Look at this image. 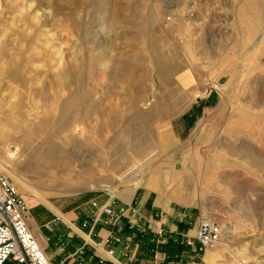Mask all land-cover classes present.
<instances>
[{"label": "rangeland", "instance_id": "1", "mask_svg": "<svg viewBox=\"0 0 264 264\" xmlns=\"http://www.w3.org/2000/svg\"><path fill=\"white\" fill-rule=\"evenodd\" d=\"M0 175L29 205L154 189L229 228L198 264H264L234 227L264 220V0H0Z\"/></svg>", "mask_w": 264, "mask_h": 264}, {"label": "crops", "instance_id": "2", "mask_svg": "<svg viewBox=\"0 0 264 264\" xmlns=\"http://www.w3.org/2000/svg\"><path fill=\"white\" fill-rule=\"evenodd\" d=\"M156 178L159 180V177ZM156 178L153 177L149 184ZM114 199L115 209L133 205L147 216L165 213L166 217L162 221L166 230L164 241L157 244L155 234L150 231L145 236H139L128 251L122 245H105L107 237L117 230L105 224V217L91 203L97 201L99 205H103L112 199L97 197L83 204L63 207L47 201L34 205L26 202L29 208V225L52 264H99L100 259H103V264L199 263L203 255L199 244L194 242V246H187L182 238V234L193 238L198 227L195 214L186 203L176 200L165 202L154 189L147 188H126L114 195ZM262 207L264 208V202L255 203L256 210ZM129 219V216L123 218L124 237L130 233ZM234 227L238 233H260L264 232V220L259 219L254 224L235 223ZM155 244L162 246L161 251L158 248L152 250ZM110 247L114 249L112 255L107 254ZM5 264L18 263L9 259Z\"/></svg>", "mask_w": 264, "mask_h": 264}, {"label": "built area", "instance_id": "3", "mask_svg": "<svg viewBox=\"0 0 264 264\" xmlns=\"http://www.w3.org/2000/svg\"><path fill=\"white\" fill-rule=\"evenodd\" d=\"M216 88V85L211 86L210 92ZM109 199L112 200L103 205H99L97 201L91 203L92 207L98 209L105 217V224L117 230L107 237L105 245H122L124 250L128 251L140 235H146L150 231L155 234L157 244L164 241L166 230L162 221L165 216L160 213L147 216L133 205L115 209L114 195ZM125 216L130 217V233L124 237L122 233ZM226 231L227 228L221 224L202 217L195 236L191 238L182 234V238L187 246L192 247L194 242H197L199 250L205 251L218 245ZM113 252L112 247L107 249L108 255H112ZM9 259L18 264H52L29 225V208L25 199L8 178L0 175V264H5ZM103 262V259H100L99 264Z\"/></svg>", "mask_w": 264, "mask_h": 264}, {"label": "bare ground", "instance_id": "4", "mask_svg": "<svg viewBox=\"0 0 264 264\" xmlns=\"http://www.w3.org/2000/svg\"><path fill=\"white\" fill-rule=\"evenodd\" d=\"M81 89V88H80ZM80 91V90H79ZM78 91V92H79ZM73 96V95H72ZM76 96H77V94H76ZM77 100V99H76ZM73 103V102H72ZM77 103V102H76ZM76 103H75V106H76ZM69 104V103H68ZM39 133V132H38ZM33 137H34V135H33ZM39 137V136H38ZM35 138H37V137H35ZM51 143H52V141H51ZM40 145V144H39ZM52 145V144H51ZM54 145V144H53ZM50 146V145H49ZM38 147V146H37ZM37 147H35L36 149H39V148H37ZM56 147V146H55ZM49 148V147H48ZM51 148V147H50ZM58 148V147H57ZM31 149H32V147H31ZM42 149V148H41ZM59 149V148H58ZM46 150H48L49 151V149H46ZM33 151V150H32ZM39 153V152H38ZM52 153V152H51ZM44 154H45V152H44ZM61 154V153H60ZM64 154V153H63ZM56 155H57V153H56ZM80 155V154H79ZM44 156V155H43ZM58 156V155H57ZM48 157V156H47ZM51 157H52V155H51ZM43 158V157H42ZM51 159V158H50ZM73 160V159H72ZM49 161V160H48ZM70 161H71V158H70V156H65V157H63V158H60V159H56V167L57 168H59V169H63V168H65L69 163H70ZM127 161V160H126ZM44 162H46V161H44ZM50 162V161H49ZM53 162V161H52ZM40 163H43L42 161L40 162ZM48 165V164H47ZM54 166V165H53ZM50 169H51V167H50ZM66 170V169H65ZM138 173V166L137 165H135V166H133V168L129 171V172H127L124 176H123V178H125V179H128V178H131V177H133L134 175H136ZM227 228V232L229 233V228L228 227H226Z\"/></svg>", "mask_w": 264, "mask_h": 264}, {"label": "trees", "instance_id": "5", "mask_svg": "<svg viewBox=\"0 0 264 264\" xmlns=\"http://www.w3.org/2000/svg\"><path fill=\"white\" fill-rule=\"evenodd\" d=\"M188 116H189V115H186L185 118H189ZM193 121H194V120H193ZM140 236H145V235H140ZM155 245H156V244H155ZM155 245L152 246V250L158 248V249H160V251H161V249H162L161 247H162V246H161V245H156V246H155Z\"/></svg>", "mask_w": 264, "mask_h": 264}]
</instances>
